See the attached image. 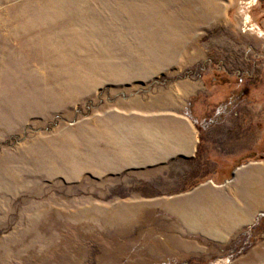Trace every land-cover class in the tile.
<instances>
[{
    "label": "rangeland",
    "instance_id": "1",
    "mask_svg": "<svg viewBox=\"0 0 264 264\" xmlns=\"http://www.w3.org/2000/svg\"><path fill=\"white\" fill-rule=\"evenodd\" d=\"M173 113L198 160L130 163L136 118ZM253 160L264 0H0V264H264V222L222 217L209 180Z\"/></svg>",
    "mask_w": 264,
    "mask_h": 264
},
{
    "label": "crops",
    "instance_id": "2",
    "mask_svg": "<svg viewBox=\"0 0 264 264\" xmlns=\"http://www.w3.org/2000/svg\"><path fill=\"white\" fill-rule=\"evenodd\" d=\"M227 109L223 108L222 111H226ZM134 130L135 138L146 140V143L141 146L143 148L146 147V150L148 148L151 149L146 152L145 157L138 158L136 156L128 160L135 165L144 162H166L177 156L193 159L196 157L197 150L199 146L201 148L204 140L203 136L201 139V133L196 123L180 114L174 113L162 119L147 116L137 117ZM249 130L248 128H244L243 132L240 133L237 150H225L215 154H234L240 148L249 146L250 141L254 139L255 132V130L251 129L253 133H251L250 137ZM139 149L137 146V154L139 153ZM233 172L234 174L230 179L220 181L219 183L214 181V174L209 179L212 185L220 187L215 199V202L221 206L218 213L221 211V216L224 217L226 211L230 210L231 217H236L241 222H245L247 218L253 215L254 217L251 222H255L257 216L261 215L259 213L264 212V160L248 161L237 167ZM207 182L205 180L201 182V185H205ZM205 187V191L211 189V186L208 184ZM236 198L238 199L237 205L227 204L229 200L234 201ZM207 201H205L204 196L193 198L182 197L170 202L167 210L170 215L175 217L176 221L182 222L187 212L193 215L201 207L207 206L209 202ZM215 222H217V219Z\"/></svg>",
    "mask_w": 264,
    "mask_h": 264
},
{
    "label": "trees",
    "instance_id": "3",
    "mask_svg": "<svg viewBox=\"0 0 264 264\" xmlns=\"http://www.w3.org/2000/svg\"><path fill=\"white\" fill-rule=\"evenodd\" d=\"M197 126V125H196ZM197 128H198V130L200 131V133H201V128L200 127H198L197 126ZM201 139H202V134H201ZM199 156H201V150H200V146H199V148H198V150H197V155H196V157L195 158H193V160L194 159H197ZM198 160V159H197ZM215 170V169H214ZM213 170V171H214ZM184 190V189H183ZM261 220L264 222V214H261V215H259L258 217H257V219H256V221H255V224L254 225H256V222H261ZM253 227H255V226H253ZM252 227V228H253Z\"/></svg>",
    "mask_w": 264,
    "mask_h": 264
},
{
    "label": "bare ground",
    "instance_id": "4",
    "mask_svg": "<svg viewBox=\"0 0 264 264\" xmlns=\"http://www.w3.org/2000/svg\"><path fill=\"white\" fill-rule=\"evenodd\" d=\"M248 18V16H246V19Z\"/></svg>",
    "mask_w": 264,
    "mask_h": 264
}]
</instances>
